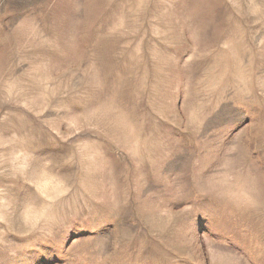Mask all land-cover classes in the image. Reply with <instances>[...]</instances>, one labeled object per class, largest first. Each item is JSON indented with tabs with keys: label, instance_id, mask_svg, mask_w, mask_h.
<instances>
[{
	"label": "rangeland",
	"instance_id": "1",
	"mask_svg": "<svg viewBox=\"0 0 264 264\" xmlns=\"http://www.w3.org/2000/svg\"><path fill=\"white\" fill-rule=\"evenodd\" d=\"M0 264H264V0H0Z\"/></svg>",
	"mask_w": 264,
	"mask_h": 264
}]
</instances>
